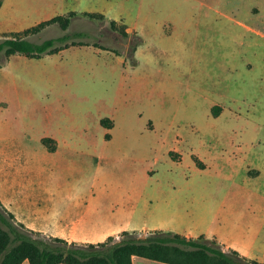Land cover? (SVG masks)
Returning <instances> with one entry per match:
<instances>
[{"label":"rangeland","instance_id":"obj_1","mask_svg":"<svg viewBox=\"0 0 264 264\" xmlns=\"http://www.w3.org/2000/svg\"><path fill=\"white\" fill-rule=\"evenodd\" d=\"M5 1L0 32L76 10L68 30L109 48L16 53L5 63L0 52L5 188H94L139 230L230 235L264 220V0ZM83 11L135 29L143 41L134 56L135 36ZM63 32L52 24L30 37Z\"/></svg>","mask_w":264,"mask_h":264},{"label":"trees","instance_id":"obj_2","mask_svg":"<svg viewBox=\"0 0 264 264\" xmlns=\"http://www.w3.org/2000/svg\"><path fill=\"white\" fill-rule=\"evenodd\" d=\"M1 4L2 0L0 6ZM79 14V11L71 10L23 30L0 32V52L4 54L2 63L16 53L40 58L44 54L58 53L71 46L93 44L102 49H109L99 40L90 41L92 34L87 30H68ZM82 14L93 20L108 19L113 29L125 36H135L132 37V49L126 52L127 55L134 56L143 41L135 29L130 30L126 23L118 25L116 19H109L103 12L83 11ZM52 24H58L64 31L63 34L42 41L31 39L30 36L38 34ZM102 124L110 128L112 120L103 119ZM53 140L52 137L42 139L50 151L56 150L50 143ZM198 163L204 166L202 162ZM134 255L170 264H264L238 250L226 249L219 241L204 233L194 237L172 230L155 229L148 231L145 236H140L138 231L124 230L120 239L109 236L97 243L70 242L63 237L49 236L27 228L0 199V264H21L25 259L31 264H134Z\"/></svg>","mask_w":264,"mask_h":264},{"label":"crops","instance_id":"obj_3","mask_svg":"<svg viewBox=\"0 0 264 264\" xmlns=\"http://www.w3.org/2000/svg\"><path fill=\"white\" fill-rule=\"evenodd\" d=\"M5 3L4 0L0 6V13ZM99 194L94 188L91 192H86L81 187L10 186L5 188L0 181V199L4 206L14 212L17 219L27 228L49 236L63 237L70 242L97 243L106 240L109 236L118 238L124 230L163 229L146 226L139 230L128 225V222L121 221L122 215L116 214L111 207L99 203ZM236 228H239L238 234L228 235L225 232L204 234L216 236L226 249L238 250L243 255L264 262V242L261 243L258 240V234L261 228H264V220L250 219L239 223ZM185 235L199 236L192 233H185ZM151 260L139 255L133 256L134 264H147ZM21 264L31 263L25 259Z\"/></svg>","mask_w":264,"mask_h":264}]
</instances>
